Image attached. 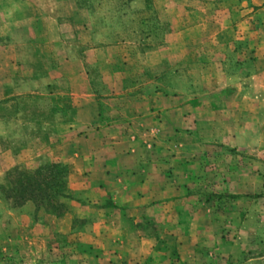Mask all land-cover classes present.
Instances as JSON below:
<instances>
[{
  "label": "rangeland",
  "instance_id": "obj_1",
  "mask_svg": "<svg viewBox=\"0 0 264 264\" xmlns=\"http://www.w3.org/2000/svg\"><path fill=\"white\" fill-rule=\"evenodd\" d=\"M28 2L0 35V264H264V0ZM106 142L138 148L156 208L57 174L62 214L4 195Z\"/></svg>",
  "mask_w": 264,
  "mask_h": 264
},
{
  "label": "crops",
  "instance_id": "obj_2",
  "mask_svg": "<svg viewBox=\"0 0 264 264\" xmlns=\"http://www.w3.org/2000/svg\"><path fill=\"white\" fill-rule=\"evenodd\" d=\"M28 1L0 0V35L6 34L8 30L5 29L14 25L6 14L8 10H13L19 3L28 4ZM138 153V148L122 150L118 143L113 142L102 145L93 155L77 157L75 160L65 158L64 161L68 163L69 193L75 192L76 196L82 197L86 203L96 204V208H156V203L147 201L152 193L147 189L146 174L141 168L143 160ZM82 170L88 172L79 180L78 173ZM106 198L110 199L108 207L103 206ZM18 208L34 206L26 202Z\"/></svg>",
  "mask_w": 264,
  "mask_h": 264
},
{
  "label": "trees",
  "instance_id": "obj_3",
  "mask_svg": "<svg viewBox=\"0 0 264 264\" xmlns=\"http://www.w3.org/2000/svg\"><path fill=\"white\" fill-rule=\"evenodd\" d=\"M15 176L10 183H13L9 192L6 195L7 197H12L15 205H19L24 201L30 200L34 204L37 203V200H45L46 205L52 207L55 214H62L65 211L64 205L54 200V187L57 184L55 177L56 174L60 175L61 182V191L63 192V197L68 198L70 193L66 187V177L68 173L67 166L60 163H50L45 168H40L34 171V176L28 177L21 172L14 171ZM48 174V176L46 175ZM44 176L46 181H43V187H41V182L34 177ZM54 191V192H53ZM62 210V211H60Z\"/></svg>",
  "mask_w": 264,
  "mask_h": 264
}]
</instances>
